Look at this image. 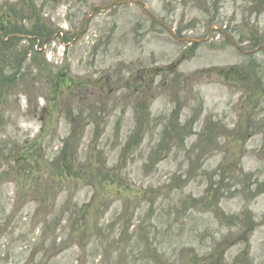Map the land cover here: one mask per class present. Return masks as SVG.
Wrapping results in <instances>:
<instances>
[{"label":"rangeland","instance_id":"rangeland-1","mask_svg":"<svg viewBox=\"0 0 264 264\" xmlns=\"http://www.w3.org/2000/svg\"><path fill=\"white\" fill-rule=\"evenodd\" d=\"M111 1L0 0L65 35L0 53V143L28 172L0 171V264H264V0Z\"/></svg>","mask_w":264,"mask_h":264},{"label":"trees","instance_id":"trees-1","mask_svg":"<svg viewBox=\"0 0 264 264\" xmlns=\"http://www.w3.org/2000/svg\"><path fill=\"white\" fill-rule=\"evenodd\" d=\"M3 27L4 26L0 23V51H6L7 52L14 45L12 40H18V39L13 38L11 41H9V40L4 41L5 36L3 37V34L1 33ZM6 30L9 34L18 33L15 30V27L12 25H9ZM27 33L31 34V35H38L40 37L41 36L48 37L50 35L48 32L44 31L43 27L31 28L30 31H28ZM6 35H8V34H6ZM16 60H17V58H16ZM135 103L137 104V110L148 108V103L146 101L137 100ZM97 129H98V127L96 128V130ZM77 138H78V128H76V125L74 124L73 128H72L71 139L77 140ZM70 145H71L70 139L66 140L65 141V150H63L62 156L57 159V165H58V168L61 170V172L57 173L56 177H58V176L61 177V180H60L61 182L63 181L62 178L64 177V174H66V173L70 174L71 173V169H70L71 163H73L76 160V159H72V158L69 160L67 159V150H69L68 148L70 147ZM63 208H65V207H63ZM84 215H85V212H82V214L80 216L81 220L84 218ZM60 222H61V220H60ZM56 224H58V219H56ZM72 237L73 236H68V239L70 240V238H72ZM244 238H245V235H244ZM57 253H58V250L56 248L55 254H57Z\"/></svg>","mask_w":264,"mask_h":264},{"label":"flooded vegetation","instance_id":"flooded-vegetation-1","mask_svg":"<svg viewBox=\"0 0 264 264\" xmlns=\"http://www.w3.org/2000/svg\"><path fill=\"white\" fill-rule=\"evenodd\" d=\"M12 126V123L6 122L4 120H0V127L5 129L8 126ZM11 130H9L7 133V136H4L5 140L3 143H0V154H1V159L5 162L8 163L9 161L12 162L14 164V166H16L17 169V175L20 176L21 175V164L22 161L21 159V154H22V143H19L18 141V137L14 134L13 130L12 132H10ZM15 157V159H14Z\"/></svg>","mask_w":264,"mask_h":264}]
</instances>
